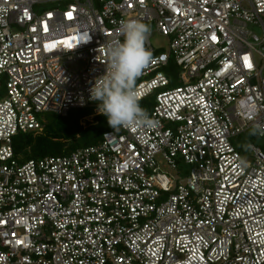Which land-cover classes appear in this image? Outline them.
<instances>
[{"label": "built area", "instance_id": "built-area-1", "mask_svg": "<svg viewBox=\"0 0 264 264\" xmlns=\"http://www.w3.org/2000/svg\"><path fill=\"white\" fill-rule=\"evenodd\" d=\"M127 19L151 29V125L20 162L41 114L97 103ZM0 264H264V0H0Z\"/></svg>", "mask_w": 264, "mask_h": 264}, {"label": "clouds", "instance_id": "clouds-1", "mask_svg": "<svg viewBox=\"0 0 264 264\" xmlns=\"http://www.w3.org/2000/svg\"><path fill=\"white\" fill-rule=\"evenodd\" d=\"M150 31L144 22L123 20L118 28L123 39L107 45L106 72L90 89V99L98 103V112L107 118L112 130L152 123L147 111L140 106L135 88L137 79L152 59V52L146 47ZM241 107L248 115L255 116L250 101L242 100Z\"/></svg>", "mask_w": 264, "mask_h": 264}, {"label": "trees", "instance_id": "trees-1", "mask_svg": "<svg viewBox=\"0 0 264 264\" xmlns=\"http://www.w3.org/2000/svg\"><path fill=\"white\" fill-rule=\"evenodd\" d=\"M178 66L172 59L165 68L170 87L177 86ZM152 95L141 99L140 106L146 111L153 105ZM112 130L107 118L95 113L93 107L72 109L65 117L47 114L42 131L19 133L14 137L13 148L17 159L25 162L46 156L70 154L73 151L101 142L104 132Z\"/></svg>", "mask_w": 264, "mask_h": 264}, {"label": "rangeland", "instance_id": "rangeland-1", "mask_svg": "<svg viewBox=\"0 0 264 264\" xmlns=\"http://www.w3.org/2000/svg\"><path fill=\"white\" fill-rule=\"evenodd\" d=\"M250 30H252L253 32H255L256 34L258 35H261L262 34V28L258 25H250L249 26ZM166 39H163V38H160L159 36H157L156 34H153L151 36V40L152 41V44L155 48H160L161 51H168V42L165 41ZM153 97V100H155V93H153L152 95ZM153 103H155V101H153ZM153 106V105H151ZM94 109L98 107V103H95L93 106H92ZM47 114H51V113H44V114H41V117H44L45 120H46V115ZM52 114H56V113H52ZM57 115V114H56ZM60 116V115H59ZM60 117H63V116H60ZM249 133H245L241 136H237V137H234L232 139V142L237 146L239 147L240 149H242V154H246V152L248 151V147H249V144L251 142L253 143H256V144H262L263 140L258 138L256 135L254 134H251L249 135Z\"/></svg>", "mask_w": 264, "mask_h": 264}, {"label": "snow or ice", "instance_id": "snow-or-ice-1", "mask_svg": "<svg viewBox=\"0 0 264 264\" xmlns=\"http://www.w3.org/2000/svg\"><path fill=\"white\" fill-rule=\"evenodd\" d=\"M247 66H249V67H250L251 65H250V64H248Z\"/></svg>", "mask_w": 264, "mask_h": 264}]
</instances>
